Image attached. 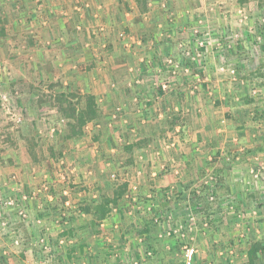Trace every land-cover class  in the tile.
<instances>
[{
	"label": "rangeland",
	"instance_id": "obj_1",
	"mask_svg": "<svg viewBox=\"0 0 264 264\" xmlns=\"http://www.w3.org/2000/svg\"><path fill=\"white\" fill-rule=\"evenodd\" d=\"M115 3L129 14V21L116 23L119 28L113 30L114 37L111 33L109 46H106L107 42L99 40V34L104 31L96 27L87 31L78 24L82 19L77 10H89L92 13L87 4H96L95 0H0V96H6L5 88L12 96L9 102L0 101V164L15 167L13 163L17 164L18 161L32 163L36 166L32 175L45 178L39 185L41 193H57L55 188L58 189V180L65 183L102 174L106 183L102 188L103 194L113 191L116 195L121 188H124L122 194L128 190L136 194L140 192L135 182L137 176L143 177L142 187L147 188L151 177H154L151 173H155L154 178L171 174L175 167L170 163L176 161L181 164L184 161L183 168L188 175H183L180 186L173 188L182 190L176 194L181 196L183 193L187 205L184 206L183 197H179V206L175 207L176 211L186 216L184 218L181 214L179 220L183 223L193 222L198 228L193 246L196 250L203 248L210 255L211 264H247L250 245L264 243V0H116ZM26 4H68L67 10L61 9L57 11L59 15H53L58 18V26L62 28V23L65 29L80 39L77 44L81 53V46L86 43L82 37L84 35L88 37L87 43L90 42L98 50L107 52L109 48L111 58L106 54L102 57L99 61L102 64L98 66L100 74L97 75L103 76L106 84H115L116 90L123 91L124 85L129 83V90L136 92V95L133 93L134 97L145 90L144 96L152 104L150 107L146 101L140 108L158 110L157 116H150L148 123L146 119L143 123L137 120L130 127L129 121L124 122L126 118L121 107H113L112 103L98 106L103 107L106 113L101 124L103 128L99 131L88 129V123L83 134L77 138L81 144L77 142L74 147L72 141L75 139L65 138L67 127L64 121H60L62 117L55 101L62 92L90 94L82 93L78 88L85 89L90 74L94 75L90 70L95 67L76 63L69 56L63 60L59 49L67 41L50 42L57 41L53 40L57 25H53L47 26L50 43L37 41V49L42 48L41 53L46 54L43 56L45 60L40 58L45 66L34 69V55L29 57L33 53L30 47L34 46L29 36L34 27L29 24L32 18H27L30 11ZM162 4L165 6L162 7ZM160 15L174 22L171 23L174 32L168 31L170 37L166 38V46L163 47V50L168 49V53L161 60L165 69L156 79L146 68L148 66V69L157 72L155 68L160 65L152 61L147 63L141 55L143 58H138L136 49L161 48V40L150 39L151 43L140 41L141 36L146 37L147 34L158 38L157 27L151 25L153 27L150 26V29L147 26L149 20L150 24L160 23ZM176 19L179 24L175 23ZM21 24L23 26L20 28L18 25ZM41 27L44 28L45 24H41ZM132 31V38L137 35L139 44L134 38L129 40L127 35ZM124 49H133L135 55L128 54ZM206 49L212 50V57L205 56ZM200 51L202 55L194 58L193 54ZM67 65L77 66L72 72L69 71V74L74 73L72 76H76L82 66L83 76L67 79V72L64 71ZM221 67L234 68L235 74L221 71ZM170 77H175L176 82L170 84ZM206 78L210 81L203 82ZM12 81L23 83L12 88ZM32 81L38 84L34 86ZM154 82L155 86L152 85ZM158 84L161 94L169 99L174 98L177 105L166 103L163 106V98L167 97L157 93ZM137 87L142 88L141 92ZM75 102L73 99L72 103ZM134 102L136 104L137 101ZM131 108L134 106L130 104L127 111ZM158 115H162L161 118ZM142 124L147 128L148 137ZM116 129L121 133L117 137ZM214 132L217 135L222 132L232 135L220 139ZM30 134L38 139L36 161L27 153L26 138ZM126 142L132 143L135 150L126 149ZM145 146L149 151L136 152ZM179 146L194 151L201 147L209 153L191 151L192 159H197V167L190 164L186 166L187 160H179L184 154L176 158ZM109 147L113 151H105ZM161 148L162 154L157 153ZM163 162L168 164L162 168L160 165ZM29 170L25 167L23 170L14 168L4 172L0 168V178L6 175L10 179L26 178L31 175ZM111 175L114 176V182L111 181ZM131 181L133 183L130 184ZM159 186L148 187V192L155 195L154 191ZM167 188L173 190L169 186ZM25 201L14 200L20 206H14L17 212L20 209L27 211L23 204ZM172 209L175 210L174 205ZM182 222L179 221L180 224ZM187 234L183 237L178 234L182 242L178 254L170 255L169 261L173 264H181L183 247L190 244L186 239ZM209 242L212 253L208 250ZM218 247L223 252L221 255L218 254ZM46 253L50 255V252ZM257 264H264V256L260 257Z\"/></svg>",
	"mask_w": 264,
	"mask_h": 264
},
{
	"label": "crops",
	"instance_id": "obj_2",
	"mask_svg": "<svg viewBox=\"0 0 264 264\" xmlns=\"http://www.w3.org/2000/svg\"><path fill=\"white\" fill-rule=\"evenodd\" d=\"M115 2L116 0H95L96 4H87L92 13L89 10H77L80 14V18L82 19L78 24L82 25V29L88 31V29L96 27L97 29L99 28L100 31H104V33L99 34L101 35L99 40L107 42L106 46H109L110 42L108 40L111 38V33H113L112 36L114 37V31L118 30L117 28H119V25L117 26L116 23L120 21H129L127 20L129 19L127 18L129 14L125 12L124 8L122 9L119 4ZM62 5L65 8H63ZM26 6L30 11L28 12L29 15L27 18H32V20L29 21V24L31 27H34L30 31L32 35L29 36V39L34 43V46L30 47V50H33V53L29 52L31 54L29 57L34 55V69H40L42 68L41 66H45V63L42 60H45L43 56L46 54L41 53L43 50L42 48L37 49V41L48 44L50 42L57 43L58 41H63L66 39L67 44H62L60 49L58 46L61 58H63V60H67V56H69L70 60L76 63H83L85 66L89 65L95 67L93 70H90L89 68L91 72L93 71L94 75L90 74V79L89 82H87L85 89L82 90L81 88H78L79 91L82 93L86 92L92 94L95 97L97 106L104 104L110 105L112 103L113 107H121L126 118L124 122L129 121L130 127L132 125L131 123H135L137 120H140L143 123L145 122L144 119H146V123H148V118H150V116H157L158 110L155 111L153 108H151L153 109V111H151L149 107L147 108L149 111L142 110L144 105L143 102L147 101V105L149 106L152 104V102L146 99V96H144L146 93L145 90L137 87L136 89H139V92L142 90V93L138 92L139 94H137V97H134V90H129V83L124 85L125 89L123 91L116 90L117 88H115V84H111L112 82L106 84V79H103V76L97 75L98 73L100 74V68L98 66L102 64V62H99L102 57L106 54L110 55L111 58L109 48L107 49V52L100 49L98 50L90 42L87 43L88 37L83 34L84 36L82 37L86 43L81 46V53L79 50L80 46L77 44L80 39H78V37H74V35L70 33L69 29H65L62 23V28L58 26V18H54L53 15H59L57 11L59 12L61 9L67 10L66 6H68V4H26ZM122 6H125V4H122ZM164 6L165 4H162V7ZM160 16L162 17V15ZM201 18H203V16ZM171 21L172 20H166L162 17V21L160 23L150 24L149 20L147 28L149 27L151 29V27H153L151 25H155L159 31V33H157L158 38H155L150 34H147L146 37H143L141 34V42L147 41V43H149L148 41H150L151 43L152 40L150 39H153V41L161 40V48L156 49L155 46V48H147V50L136 49L138 58L145 57L147 63L152 61L160 65V67L155 68L157 72L148 69V66L146 68L149 73L151 71V73L156 76V79L159 78L160 74L163 73V70L165 69L162 66L161 60H163L165 55L168 53V49L163 50V47L166 46V38L170 37L168 35V31L174 30L172 25L174 22ZM175 23L179 24L180 22L178 19H176ZM41 24H45V27L42 28ZM53 25H57V28H54L55 34L53 35V40L57 39V41L51 40L48 42L50 35L47 31V26ZM18 26L21 28L23 25L21 24ZM94 32L95 31L93 30L92 33ZM136 33L137 32L134 34ZM132 34L133 31L131 34L127 35L129 40L132 41L135 39L137 41L136 44H139L140 41L137 35L136 38L133 37V39ZM103 43L102 45H104ZM113 43H115V40ZM124 50L128 54L133 53L132 55H135L133 49ZM204 53L207 58L210 56L212 57L211 54H213L212 50L209 51V49H206V51L204 50ZM169 55H171V53H169ZM193 55L195 58V54ZM40 58H42V60H40ZM38 65H40V67ZM74 66L76 65H67L64 69V71L67 72V75H65L67 79L80 78L83 76L81 73L82 70H84L82 69V66H80L79 71H77V77L72 76L74 73L69 74V71L72 72ZM115 67L117 66H114L113 68ZM225 68L228 69V67ZM45 73L48 74V71H45ZM34 75H36V72H34ZM35 77L34 79H36ZM105 77L107 78V73L105 74ZM207 81H210V79L206 78L203 80V82ZM169 82L170 84L171 82L175 83L176 78L170 77ZM22 83L12 81V88H17ZM64 83L69 85L67 82ZM32 84L36 86L38 82L32 81ZM150 84L151 82L146 85L149 86ZM155 84V82L152 83L153 86H155ZM195 85L194 87L196 88ZM146 88L147 87L143 89ZM156 89L157 93L161 94V91L159 90V84L156 86ZM4 91L6 93V96L4 95L6 99L1 100L0 96V101L9 102L10 98L12 99V96L10 97V95L6 92V88ZM135 93L134 95H136ZM161 95L167 97L165 94ZM147 96H149V94ZM149 98L151 99V97ZM168 99V97L167 99L163 98V106H165L166 103L171 106L177 103L174 98ZM134 101H137L136 104ZM130 104L136 108L135 111L134 108H131L129 111H127V106ZM140 106L142 107L140 108ZM98 108L100 111L99 117L90 122L89 125L87 124L88 126L86 127H88V129L91 128L95 131H99V129L103 128L101 124L105 119L106 113H104L105 109L103 107ZM176 108H174V110H176ZM12 115L15 116L14 113ZM161 116L162 115H158L159 118H161ZM115 123L119 124L118 121ZM142 127L145 128V134H147L145 136L148 137L147 128L144 125ZM126 133L131 136L129 132ZM119 134L121 135L118 129H116L115 137H117ZM214 135L220 139H227L228 136L232 134L229 132H222V134L217 135L214 132ZM72 142L75 144L74 147L76 146L77 142L81 144V140L79 139H75ZM127 145L128 147L131 146L132 150H135L132 143L126 142L125 146ZM202 149L203 148L199 147L194 151L190 148H182V146H179L178 149H176L178 153L176 158H179V155L184 154V156L180 157L179 160H187L188 162H186V166L187 164H190L191 166L196 165L197 167V159H192L191 151L198 154L209 153V151H203ZM242 149L243 148H240L239 150ZM221 150L223 151V148H221ZM105 151L111 152L113 150L111 147H109L108 150ZM139 151L147 152L149 150L145 146L143 148H139V150H136V152ZM161 151L162 148L159 149L157 153L162 154ZM185 154H187V156ZM155 156L158 157V154H155ZM139 159H141V157H139ZM14 164L16 165L15 167L11 166L10 164L7 165L6 163H4V165L0 164V168H2L4 172H9L14 168L23 170L25 167H27L30 169L29 174L31 175L26 178L12 177L13 180L7 178V175L0 178V212H2V215L0 216V264H153L154 262H157V264H173L169 261L170 255L178 254V249L180 250V243L182 242L178 237V233L175 231H177L179 226L182 224L191 226V230L186 229L182 232H184V234L188 233L186 236L187 242L188 244L190 243L189 246L194 247L193 244L194 241H196L195 233L198 231V228L193 222L183 223L182 220H179L182 216H184V218L186 216L183 214V212L176 211L175 207L179 206L177 203L180 201L178 199L179 197H183V205H187L184 200L185 195H183V193H181V196L180 194H176L182 190L173 188L180 186L179 181L182 180L184 177L183 175H188L183 168L184 161L181 164L177 163L176 161H172L170 165L175 168L171 174L161 175L157 178H154L155 173H151V176L154 177H151L148 187L155 188L156 186L161 185L154 191L155 195L148 192V187H142L143 177L137 176L138 179L135 182H137L136 186L137 188H140V192L135 194V192L132 193L128 190V192L126 191L123 194L121 193L122 195L117 197L116 202L109 203V205L106 207V214L101 219L95 217L94 208L100 205L104 199L109 198L112 200L116 198V196L113 194V191L106 195L103 194L104 191L102 188L106 185V183L103 181L105 178H103L104 176L102 174H99V176L96 177L84 176L82 178H77L71 182L68 181L65 183L58 180V189L55 188L57 193H48V191L41 193V188L39 185L40 182L45 181L43 180L45 178L40 179L35 175H32V173L34 174L36 166L26 161H18L17 164L13 163V165ZM161 164L162 165L160 166L163 168L168 163L163 162ZM138 180H140L141 183ZM111 181L114 182L113 175H111ZM132 181L134 182V180ZM132 181L130 184L133 183ZM51 183H53V181H51ZM114 186H117V184H114ZM167 186L173 188L175 191L172 189L169 190ZM109 187L113 186L110 185ZM53 188L54 187L52 186V189ZM76 189L79 192L76 191ZM81 189L82 191H80ZM24 197L28 199V201L23 203L28 212L27 221L20 219L14 206L3 205L5 200L13 199L19 201ZM176 199L178 200L175 201ZM173 205L175 210L172 209ZM155 210L157 212L154 213ZM181 214L182 216L180 217ZM179 221H181L182 224H180ZM40 238L43 239L45 244H47L49 247L45 251L42 250V245H40L38 242ZM207 245L209 246H207L209 253H212V251H210V242ZM219 248L221 247H218V249ZM36 249H39L40 252ZM201 249L202 250H196L194 264H211L210 255H207L203 248ZM46 251L50 252V255H48ZM222 253L223 252L221 249H219L218 254L221 255ZM50 256H53V258ZM215 256L218 257L217 255ZM161 258H163V260H161ZM46 259L49 260V262H46ZM155 259L156 261H154ZM181 264H183L182 257Z\"/></svg>",
	"mask_w": 264,
	"mask_h": 264
},
{
	"label": "trees",
	"instance_id": "obj_3",
	"mask_svg": "<svg viewBox=\"0 0 264 264\" xmlns=\"http://www.w3.org/2000/svg\"><path fill=\"white\" fill-rule=\"evenodd\" d=\"M188 65L189 63L186 62ZM75 99L76 102L72 103V100ZM56 105L59 112L61 122H65L66 129V139H77L83 134L85 126L94 121L99 117L100 111L95 101V97L92 94H79L74 92L73 94L69 93H60L56 99ZM21 105L19 104V107ZM30 137H27V153L32 159H36L37 153L36 148L38 139L37 137L30 134ZM126 149H131V146ZM53 154V150H49ZM36 161V160H35ZM122 190L124 188H121ZM122 190L116 193V198L110 200L109 198L104 199L100 205L94 208L95 217L98 219L103 218L106 214L107 206L109 203L116 202L117 197L121 196ZM264 256V243L255 242L250 245L247 250V264H257L260 260V257Z\"/></svg>",
	"mask_w": 264,
	"mask_h": 264
},
{
	"label": "built area",
	"instance_id": "obj_4",
	"mask_svg": "<svg viewBox=\"0 0 264 264\" xmlns=\"http://www.w3.org/2000/svg\"><path fill=\"white\" fill-rule=\"evenodd\" d=\"M201 47H202V43H200ZM202 51H200L199 53H197L195 56L196 57H199L202 55ZM186 55L189 56V53L186 52ZM225 67H221L220 70H226L228 74L230 75H234L235 74V69L234 68H228V69H224ZM1 99L5 100V97L4 96H1ZM24 201L27 200L25 197L22 198ZM4 206H17V208H20V206L18 204H16L14 202V200L12 199H8V200H5V202L3 203ZM18 216L20 217L21 220L23 221H27L28 220V214H27V211L23 210V209H20L18 212ZM2 215V212H0V216ZM191 230V226H187L185 224L183 225H180L179 228L177 229V231H175L176 233H178L180 235V237H183L184 236V230ZM17 241V240H16ZM39 244L42 245V249L45 251L47 250L49 247L47 244H45L44 240L43 239H39ZM182 261H183V264H193L194 263V258H195V255H196V249L192 246H184L183 247V252H182ZM46 262H49V260L46 259Z\"/></svg>",
	"mask_w": 264,
	"mask_h": 264
}]
</instances>
